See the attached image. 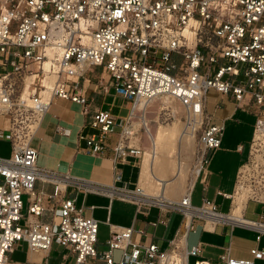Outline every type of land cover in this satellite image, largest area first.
<instances>
[{
	"label": "built area",
	"instance_id": "1",
	"mask_svg": "<svg viewBox=\"0 0 264 264\" xmlns=\"http://www.w3.org/2000/svg\"><path fill=\"white\" fill-rule=\"evenodd\" d=\"M90 88L97 96L124 100L130 105L128 114L119 118L112 109L91 111ZM210 90L256 117L234 192L219 193L230 201L228 212L206 198L194 205L193 189L179 202L159 204L138 185L129 189L102 184L38 165L33 141L54 99L83 107L89 126L97 131L85 138L87 152L115 163L139 158V149L130 144L136 134L132 120L137 105L167 99L182 107L184 132L198 139L199 175L203 173L206 185V168L224 134V125L214 124L215 114L207 109ZM161 115L177 119L168 107L159 111ZM0 140L12 148L10 157H0V264H9L23 242L31 251L42 252L54 243L62 245L75 253L76 264L97 258L99 222L86 216L72 193L129 202L143 215L156 207L159 223H166L168 214L180 213V237L195 232L201 223L209 231L219 225L254 230L260 242L264 0H0ZM38 183L52 186V191H38ZM249 203L262 207L256 219L246 216ZM236 210L240 216L234 218ZM133 232L132 227L110 225L108 250L100 259L105 264H172L170 254L179 253L178 240L160 250L156 244L133 241ZM116 250L121 251L119 261L114 260ZM229 251L230 246L219 264L264 260V248H253L251 260L232 258ZM202 254L199 242L187 249V260L192 256L197 258L194 264H215Z\"/></svg>",
	"mask_w": 264,
	"mask_h": 264
},
{
	"label": "crops",
	"instance_id": "2",
	"mask_svg": "<svg viewBox=\"0 0 264 264\" xmlns=\"http://www.w3.org/2000/svg\"><path fill=\"white\" fill-rule=\"evenodd\" d=\"M88 99H94V102H91V111L112 109L114 114L119 118H123L127 115V110L129 108L126 106L127 103L114 95L97 96L93 93L92 88H90L88 90ZM226 99L228 100L227 104L224 103ZM208 105L209 103L207 104V109L209 108ZM226 108H231V111L220 120L218 118V113ZM124 110H126V113H121ZM239 111L246 113L255 119L253 130L248 142L240 143L236 149V152L240 156V165L231 175H228L230 173L229 170H221L214 180L215 175L210 171L209 167L215 153L220 150V146V148L211 155L210 162L206 168L205 174L207 177V184L204 185L202 182V173L198 176L194 187L192 188V202L194 205H201L202 199L206 198L215 202L222 211L223 206L228 202L227 211L223 212H228L229 210L230 201L225 199L223 195H220L219 193L231 195L234 192L238 171L248 157L256 117L253 113L236 108V105L229 97L221 99V102L216 104L213 111H209L210 113L215 114L213 123L224 125V131L226 120L236 118ZM89 121L90 119L84 115L83 107L80 104L59 98L54 99L48 113L44 117L42 126L33 141V146L38 150L39 154L38 165L44 169L59 173H67L102 184H114L119 187L126 186L129 189H134L139 185L141 178L142 169L140 158L130 156L124 162L115 163L109 157L89 154L87 152L85 138L97 132L89 126ZM59 127L62 128L61 132L58 131ZM112 140L114 142L115 137H113ZM117 173L120 174L119 181L116 180ZM224 177H227L226 182H224ZM212 182H215L216 186H212ZM222 185H224L227 190H222ZM198 186H200L202 192L201 195L195 199L194 195ZM37 189L38 191L42 190L51 192L52 186L38 183ZM69 195L73 197L76 196L77 205L85 207V214L87 217H93L99 222L98 242L96 244L98 257L90 260L86 264H105V262L100 259V255L108 250L107 242L110 236V225L132 227L134 230L132 240L137 243L145 245L156 244L160 250H167L171 243L178 240L175 243L176 248H182L180 244L183 236L180 237V235L182 233L183 216L180 213L168 214L167 222L159 223L158 218L160 211L156 207L152 208L148 215H143L137 213L134 204L118 199L111 200L106 196L94 194H88L85 196L83 194L76 195L72 193ZM250 204L253 203L248 204L247 212ZM260 211H262V207L256 206V218ZM209 227L210 226L208 225V228ZM237 228L248 230L252 237H255V241L249 243V253L242 255L241 258H239V256H233L232 243ZM194 235L199 237H194ZM257 235L258 233L256 231L240 226H236L232 230L230 227L219 225L216 227L215 231L204 230L202 224L198 223L196 231L190 232L186 237V248H183V255L181 252L178 254L183 258L185 256L187 258V249L189 250L201 242L203 243V258L208 259L215 264L220 263V257L227 254L229 246L230 251L228 254L230 257L251 260V250L253 248H264V236H262L260 242H257ZM192 236L193 239L190 240ZM202 237H205V240H202ZM120 257L121 251L116 250L114 252V260L119 261ZM190 257L187 260V264H191ZM194 258L195 262L197 258ZM258 261L264 262V260ZM258 261H255L254 264ZM9 264H76V262L75 253L57 243H54L48 252H42L31 251L28 248L27 243L23 242L20 243L10 255Z\"/></svg>",
	"mask_w": 264,
	"mask_h": 264
},
{
	"label": "rangeland",
	"instance_id": "3",
	"mask_svg": "<svg viewBox=\"0 0 264 264\" xmlns=\"http://www.w3.org/2000/svg\"><path fill=\"white\" fill-rule=\"evenodd\" d=\"M222 99V95L217 93L214 90H210L208 92V103H209V108L208 110L210 112L213 111L214 107L216 104L220 103ZM228 100H225V104H227ZM70 102V101H69ZM176 108H177V119H172V120H166L165 117L162 115L158 117L159 111L163 107H168L170 110H172L168 105H164L163 101L156 102L152 104V106L148 109L147 111V120H148V126L151 131L148 132L147 130V125L144 122L143 119V114H141V111H137L135 115L137 116L135 119H133L134 123V130L136 131V134L134 137L131 139V145L137 147L139 149L140 154L139 158L141 161V166L143 162V156L145 154H149L152 152V142L150 140V135L151 134H156L157 131L159 130L160 126H168L172 125L174 123H180L182 124V120L180 119L181 112H182V107H180L177 103H173ZM130 108V105L126 104ZM128 108V109H129ZM231 108H226L223 111L218 113V118L221 120L224 116L228 115L230 113ZM129 110H127L128 114ZM121 113L125 114L126 110L122 111ZM142 117V118H140ZM179 117V118H178ZM142 119V120H141ZM143 123H142V122ZM255 119L241 111L237 113L236 118L234 119H229L226 120L225 122V131H224V137L222 141V145L220 150H218L211 162V165L209 167L210 171L215 175L214 180L216 179V176L221 170H229V174L231 175L234 170L240 165V156L236 152V149L240 143H247L252 130H253V125H254ZM143 124V125H142ZM145 126V127H144ZM11 144L9 142L0 140V157L2 158H8L11 155ZM192 150V151H191ZM190 152V153H189ZM181 159H183L184 164H185V170H186V176L185 180L181 185V191L186 190L190 184L193 181V173L195 171V168L199 165L198 162V139H195L193 148L190 149V151H183L180 155ZM227 177H224V182H226ZM215 182H212V186H216ZM139 186V185H138ZM223 188L222 190H227L225 189L224 185H222ZM147 195L154 194L153 191L150 190H144ZM202 189L200 186L197 187L196 193L194 195V198L196 199L201 195ZM182 194L179 195V197H169L170 200H181L182 199ZM25 208L27 206V196H24L23 198ZM228 208V202L225 203L223 206V211H227ZM255 208L256 205L250 204L248 207V212H247V218L254 219L256 218L255 216ZM182 237V236H181ZM194 237H199L195 236ZM193 239V236L191 237L190 240ZM202 240H205V237H202ZM255 241V237L251 235V233L248 230L242 229V228H237L236 232L234 233L233 236V256H239V258L242 257V255L248 254L249 253V248H250V242L252 243ZM263 245H264V240H263ZM180 246V245H179ZM185 249V248H184ZM179 252L183 254V248H179ZM178 253V252H177ZM181 256V255H179ZM195 258L190 257V263H194ZM255 264H264V262H256Z\"/></svg>",
	"mask_w": 264,
	"mask_h": 264
},
{
	"label": "bare ground",
	"instance_id": "4",
	"mask_svg": "<svg viewBox=\"0 0 264 264\" xmlns=\"http://www.w3.org/2000/svg\"><path fill=\"white\" fill-rule=\"evenodd\" d=\"M46 85L50 87L51 84L46 83ZM163 104L168 105L172 109V112H177L176 106L167 99L163 100ZM151 106L152 104L147 106L146 103H141L137 105L135 109V113L137 111L142 112L141 114H143L142 116L146 125L148 124L146 114ZM147 130L148 132L151 131L148 125ZM149 137L152 142L153 150L151 153L143 156L139 188L143 191H153L154 194H150L148 196L155 197L159 204L179 202L191 192L202 167L201 163H199L193 173L192 183L186 190L181 191L180 189L185 180L186 170L184 161L181 159L180 155L183 151H190V149L193 148L195 137L193 135L186 134L184 132L183 125L180 123L160 126L157 133L151 134ZM181 194L183 197L179 201L169 199L171 196L179 197ZM239 216L240 211L236 210L234 212V218ZM188 219H190V217ZM180 245L182 248H186V237H182ZM175 252L176 251L170 254L169 261L172 264H187L186 256L184 259Z\"/></svg>",
	"mask_w": 264,
	"mask_h": 264
}]
</instances>
